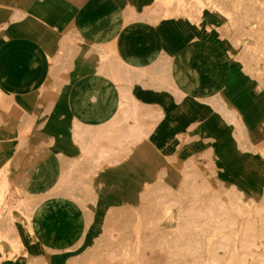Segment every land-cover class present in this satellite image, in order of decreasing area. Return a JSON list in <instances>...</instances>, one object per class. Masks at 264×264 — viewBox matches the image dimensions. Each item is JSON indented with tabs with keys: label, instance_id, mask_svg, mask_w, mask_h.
I'll return each mask as SVG.
<instances>
[{
	"label": "crops",
	"instance_id": "0c3cea01",
	"mask_svg": "<svg viewBox=\"0 0 264 264\" xmlns=\"http://www.w3.org/2000/svg\"><path fill=\"white\" fill-rule=\"evenodd\" d=\"M133 1L0 0V24L7 22L15 9L26 14L0 30V114L3 118L0 175L3 173L10 179L13 184L10 190L17 199L23 198L20 190L33 194L49 192L58 182L61 171L57 156L81 154L73 134L79 127L75 103L80 90L87 88L96 75L100 63L99 53L92 50L94 43L115 48L134 66H147L165 51L172 58L170 68L174 79L186 93L183 99L176 100L166 90L140 89L139 97L162 114L153 131L137 142L126 158L106 165L95 176L94 203L82 205L78 199L64 195H51L39 202L30 226L17 222L23 248L17 256L7 255L15 258L8 257L5 261L0 258V264L89 262L86 257L95 248L96 239L106 231L108 216L114 209L140 206L141 192L160 178L172 188L179 185L181 175L176 161L185 163L191 158L212 154L211 148L206 147V142L212 139L216 140L225 162H229L227 156L237 160L249 158L250 155L237 149L233 128L199 101L202 97L221 95L229 108L242 117L252 137L264 120V94L256 93L257 85L251 82L254 79L243 71L237 58H231V48L215 28L221 26L218 25L220 17L207 10L201 24L181 18L155 25L144 21L125 24V10ZM75 32L82 37V41L74 42L78 53L70 66L59 72L64 83L58 93L45 91V97L55 101L42 116L48 103L44 101L40 107L38 99L53 58L63 37ZM12 94L15 98L9 100ZM26 112L39 115L28 126H21ZM91 123L90 130L94 127ZM23 134L28 139L17 148ZM185 135L190 136L189 142H185ZM106 138H101L104 144ZM91 139L87 142L94 144ZM118 144L127 142L121 139Z\"/></svg>",
	"mask_w": 264,
	"mask_h": 264
},
{
	"label": "bare ground",
	"instance_id": "6f19581e",
	"mask_svg": "<svg viewBox=\"0 0 264 264\" xmlns=\"http://www.w3.org/2000/svg\"><path fill=\"white\" fill-rule=\"evenodd\" d=\"M172 2L173 0H135L132 5L129 4L127 10L124 9V21H126L124 23L144 21L155 25L165 18L176 17L181 6L175 7ZM25 16L24 12L15 9L11 18L0 24V30L6 29L11 22L23 19ZM261 24L264 26V20ZM251 26L253 29L254 24ZM75 41H82L78 32L65 35L60 41L58 53L53 58L49 72L52 78L56 79L64 67L70 66L78 53ZM92 50L99 53L100 63L96 75L90 80L87 88L80 90L75 103L76 121L79 122L77 126L81 125V127L76 128L73 134L79 145L80 156H57L61 166L58 182L44 194L20 190L23 197L22 204H18L17 196L10 190L13 185L10 179L3 173L0 175V258L19 254L23 247L17 222L30 226L36 205L45 198L51 195L71 197L79 195L87 204L95 202L97 198L95 176L104 168V165L118 163L125 158L131 146L136 145L144 137H148L162 117V114L157 112L160 111L158 108L155 109L139 97L140 89L166 90L176 100L183 99L186 95L174 79L170 68L172 58L165 51H161L160 56L147 66H134L124 60L115 48L106 44L94 43ZM63 83L64 80L61 78L56 81L53 92L55 95ZM45 88L47 91L50 89L44 84L42 90ZM42 90L38 105L41 107L44 101L48 103L41 113L43 116L49 112L55 100L45 97V92ZM14 98L15 94H12L8 99ZM199 101L209 106L233 128V136L239 148L243 151L254 150L248 127L237 111L229 108L221 95L202 97ZM38 115L26 112L20 125L28 126L36 120ZM90 122L94 124L91 130L88 128ZM2 123L3 118L0 114V124ZM194 125L195 123L191 128ZM103 136L107 137L105 144L101 139ZM91 137L94 144L87 142ZM188 138L190 136L185 135V142L190 141ZM27 139L26 134H23L17 148L25 144ZM121 139L127 144H118ZM177 166L181 174L177 189L165 187L162 185L163 181L158 179L157 183L148 184V188L141 192L143 194L140 206L128 205V207L109 212L107 225H105L106 231L103 236L99 235L100 238L96 239L98 242L95 248L91 247V253L88 252L91 255L89 254V258L86 257L89 262L84 261V264L108 263L103 255L105 252L114 250L117 251L116 254L120 257L121 263L163 264L167 258L173 257V260L179 264L182 260L176 257L181 250L185 251L186 257L193 254L194 243L189 240L193 236L201 238V245L207 248L209 242L219 233L237 230L236 224L226 228L220 220L222 206L219 204L221 192L219 189L212 191L215 194V200L210 204L209 209L201 204L196 195L195 186L201 181L209 182L208 172L202 167L200 161L193 160L190 165L177 164ZM262 195L264 196V188ZM231 196L228 195V197ZM241 198L250 208V203L247 204L248 197L242 195ZM229 207L232 211L236 210L233 206L229 205ZM89 213L87 212V216L90 217ZM128 246L132 247L133 251ZM85 256L86 254L83 257ZM40 260L43 261L42 258ZM77 261L81 260H76V264Z\"/></svg>",
	"mask_w": 264,
	"mask_h": 264
},
{
	"label": "rangeland",
	"instance_id": "374dc122",
	"mask_svg": "<svg viewBox=\"0 0 264 264\" xmlns=\"http://www.w3.org/2000/svg\"><path fill=\"white\" fill-rule=\"evenodd\" d=\"M172 4L175 7L181 6L177 16L165 18L160 23L168 19L181 18L201 24L207 10L211 15L220 17L218 25L221 26H215V28L220 32V38L231 48L229 49L231 58H237L242 64L243 71L256 80V82L251 81L255 87L257 85L256 93L264 94V26L261 24L264 20V0H173ZM59 79V77L54 79L49 74L45 85H48L49 90L54 92L56 81ZM46 90L47 88L42 91ZM250 136H252L251 133ZM250 139L253 151H243L235 140L237 149L241 153L250 155L247 160L243 158L237 160V158L227 156L229 162L226 161V163V158L221 156L216 140L212 139L206 142V147L211 148L212 154L209 152L201 158H191L185 163L176 162L177 166V164L190 165L193 160L200 161L202 167L208 172L209 179V182L201 181L195 186V193L201 204L208 208L215 200V194L212 191L219 189L221 191L219 204L222 206L220 220L226 228L235 224L237 226L236 231L219 233L209 242L207 248L201 245V238L193 236L189 239L194 243L193 254L186 257L185 251L181 250L176 257L182 260L179 264H264V196L262 195L264 188V120ZM134 146H131L130 152ZM186 158L181 157V159ZM225 163L230 167H227ZM177 168L179 170L178 166ZM169 174L170 170L166 177L168 180ZM160 180L163 181L162 185L172 188L162 178ZM177 188L178 186L175 189ZM228 195L232 196L228 197ZM242 195L248 197L247 204L250 203V208L243 202ZM73 198L78 199L82 205H88L79 195ZM22 202V198L18 199V204ZM229 205L236 210L232 211ZM128 247L133 251L132 247ZM116 252V250L105 252L103 257L108 262H119L120 257ZM16 256L8 257L15 258ZM8 257L1 258L5 261ZM163 264H177V262L173 260V257H169Z\"/></svg>",
	"mask_w": 264,
	"mask_h": 264
}]
</instances>
